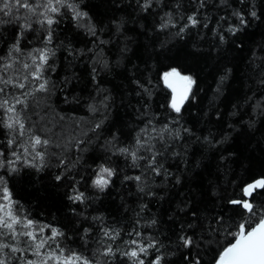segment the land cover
<instances>
[{
    "label": "trees",
    "instance_id": "trees-1",
    "mask_svg": "<svg viewBox=\"0 0 264 264\" xmlns=\"http://www.w3.org/2000/svg\"><path fill=\"white\" fill-rule=\"evenodd\" d=\"M143 2L74 0L88 17L76 21L66 10L58 18L48 91L29 97L23 113L26 127L49 141L38 149L43 166L0 169V176L23 214L59 228L64 246L90 258L106 244L125 250L136 238L129 234L139 232L157 245L142 257L146 264L156 255L161 264H214L229 233L256 219L230 201L244 199L242 188L264 177V0H205L203 7L200 0H154L146 11ZM240 10L247 24L233 34L228 29L239 25L233 12ZM193 13L199 24L181 33ZM167 14L172 23L161 28ZM18 31L0 26V56ZM45 35L34 25L21 47H42ZM20 60L10 72L25 74L22 64L30 61ZM173 68L195 81L180 113L170 108L161 79ZM138 137L157 154L159 174L147 167L152 152L140 150L136 165L119 153ZM6 139L0 128L5 150ZM27 140L28 133L21 143ZM100 164L115 170L103 191L92 186ZM136 176L141 180L125 179ZM76 192L82 202L69 199ZM249 200L264 211V191ZM104 229L119 236L111 241ZM182 236L193 245L185 248ZM105 262L130 264L119 253Z\"/></svg>",
    "mask_w": 264,
    "mask_h": 264
},
{
    "label": "snow or ice",
    "instance_id": "snow-or-ice-1",
    "mask_svg": "<svg viewBox=\"0 0 264 264\" xmlns=\"http://www.w3.org/2000/svg\"><path fill=\"white\" fill-rule=\"evenodd\" d=\"M153 2L154 0H144L142 9L148 10ZM204 2L205 0H200L201 7ZM221 2L223 3V0ZM240 2L243 4L245 0ZM21 9L24 10L23 15L19 14ZM66 10L73 13L72 18L76 21L88 17L86 12L78 10L74 0H0V26L15 24L19 29L15 42L9 47L6 55L0 56V128L5 129L7 135V150L3 147L5 142L0 141V169H6L9 173L17 172L19 165L36 168L43 166L45 152L38 149L46 148L49 141L33 134L32 130L26 127L23 113L28 108L29 97L37 92L48 91L49 81L45 79V73L55 71V68L49 64V59L54 54L49 48L53 39V25L58 24L59 17L66 15ZM248 15L257 18L256 11H251ZM233 16L239 21V25L230 27L228 31L235 34L241 30V26L247 24V19L242 10L234 11ZM187 21L184 28L180 29L181 33L185 28L199 24L195 13L188 16ZM171 23V14H167V18L163 20L160 27L167 28ZM34 25H39L41 30H46L47 35L43 36L42 47L25 52L21 47V41L26 32L34 30ZM88 30L95 35L94 25ZM220 39L223 41L224 37L221 35ZM21 57L30 61L22 64L25 74L10 72V69H14L21 63ZM221 79L223 80V77ZM163 80L173 93L170 108L180 113L181 106L188 99L195 81L191 76L182 75L175 68L164 73ZM177 82H181L179 89ZM26 133H28V140L21 143ZM140 150L152 152L147 167L159 174L160 168L156 166L157 154L146 141L138 137L133 148L118 149L120 154L131 158L133 165L144 158L139 155ZM37 160L41 163L37 164ZM60 163L63 164L64 161L61 160ZM114 175L113 168L100 164L92 179V186L103 191L109 186ZM60 179L61 176L56 177V180ZM125 179L140 181L141 177H125ZM140 190L143 191V189ZM258 191H264V177L242 188L243 196L249 198L254 197ZM69 199L82 202L84 194L76 192ZM230 203L241 206L247 211L249 217L256 219L251 224L241 223L236 232L229 233L234 242L229 241L228 246L223 248L216 264H264V211L257 210L249 199L233 200ZM84 231L87 234L89 229ZM129 235L136 238L125 241V250L121 251L120 248H114L113 244H106L102 250L93 254V258H90L76 249L64 246L65 234L59 228L35 221L23 214L19 203L12 199L4 177L0 176V264H101V258H112L117 253L126 257L130 264H146V260L142 257H148L149 250L157 248L156 242L145 240L139 232H132ZM103 236L115 241L119 232L114 229H104ZM180 239L185 248L191 247L194 243L191 237L182 236ZM162 260L161 255H156L147 264H161ZM194 264H200L199 260Z\"/></svg>",
    "mask_w": 264,
    "mask_h": 264
},
{
    "label": "rangeland",
    "instance_id": "rangeland-1",
    "mask_svg": "<svg viewBox=\"0 0 264 264\" xmlns=\"http://www.w3.org/2000/svg\"><path fill=\"white\" fill-rule=\"evenodd\" d=\"M171 70V69H170ZM170 70H168V71H166V72H169ZM166 72H164V73H166ZM164 73L162 74V76H161V79H162V82L164 83V80H163V75H164ZM182 74V73H181ZM182 75H184V74H182ZM188 76V75H187ZM165 84V83H164ZM166 85V84H165ZM167 86V85H166ZM181 86V82H177V87H178V89H179V87ZM169 88V87H168ZM169 90H170V92H171V99H172V95H173V93H172V90L169 88ZM171 99H170V101H171Z\"/></svg>",
    "mask_w": 264,
    "mask_h": 264
},
{
    "label": "water",
    "instance_id": "water-1",
    "mask_svg": "<svg viewBox=\"0 0 264 264\" xmlns=\"http://www.w3.org/2000/svg\"><path fill=\"white\" fill-rule=\"evenodd\" d=\"M244 197H245V196H244ZM245 199H249V197H245ZM253 226H254V225H253ZM232 242H234V241L232 240ZM227 246H228V245H227ZM227 246H226V247H227ZM222 251H223V250H222ZM218 257H219V256H218ZM215 264H216V263H215Z\"/></svg>",
    "mask_w": 264,
    "mask_h": 264
},
{
    "label": "bare ground",
    "instance_id": "bare-ground-1",
    "mask_svg": "<svg viewBox=\"0 0 264 264\" xmlns=\"http://www.w3.org/2000/svg\"><path fill=\"white\" fill-rule=\"evenodd\" d=\"M164 85H165V84H164ZM255 180H256V179H255ZM249 183H251V182H249ZM244 199H245V197H244ZM249 199H250V198H249ZM225 247H226V246H225ZM222 250H223V249H222ZM222 250H221V251H222ZM215 263H216V262H215ZM215 263H214V264H215Z\"/></svg>",
    "mask_w": 264,
    "mask_h": 264
}]
</instances>
